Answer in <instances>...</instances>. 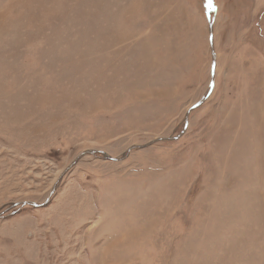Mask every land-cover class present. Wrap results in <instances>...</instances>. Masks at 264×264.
Wrapping results in <instances>:
<instances>
[{"label":"rangeland","instance_id":"1","mask_svg":"<svg viewBox=\"0 0 264 264\" xmlns=\"http://www.w3.org/2000/svg\"><path fill=\"white\" fill-rule=\"evenodd\" d=\"M212 2L0 0V264H264V0Z\"/></svg>","mask_w":264,"mask_h":264},{"label":"water","instance_id":"2","mask_svg":"<svg viewBox=\"0 0 264 264\" xmlns=\"http://www.w3.org/2000/svg\"><path fill=\"white\" fill-rule=\"evenodd\" d=\"M207 1H210V2H211V0H207ZM208 6H209L210 9L213 8L211 4H209ZM210 9H208V11H209ZM209 14H210V12H209Z\"/></svg>","mask_w":264,"mask_h":264}]
</instances>
